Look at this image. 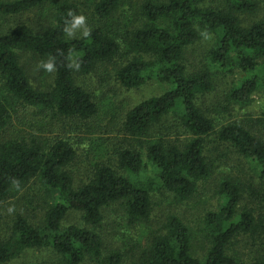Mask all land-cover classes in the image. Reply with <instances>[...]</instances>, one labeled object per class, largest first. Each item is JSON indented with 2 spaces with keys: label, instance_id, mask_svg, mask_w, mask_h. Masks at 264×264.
Returning <instances> with one entry per match:
<instances>
[{
  "label": "trees",
  "instance_id": "16d2710c",
  "mask_svg": "<svg viewBox=\"0 0 264 264\" xmlns=\"http://www.w3.org/2000/svg\"><path fill=\"white\" fill-rule=\"evenodd\" d=\"M122 1L93 0L94 15L107 22ZM204 1L143 0L132 8L136 25L126 18L122 29L102 24L80 38L68 37L78 17L77 5L69 0L0 1V15L6 16L43 4L53 7L50 24L37 31L20 24L0 33V136H7L0 141V207L29 185L50 199L36 222L13 214L0 237V264L33 249L50 250L55 264H264V194L252 179L231 173L212 183L211 192L222 204L202 218L207 247L200 256L193 250V234L173 214L151 226L132 253H104L96 232L103 209L112 204H120L127 222L135 225L150 219L157 188L179 202L191 198L215 175L205 152L212 134L217 145L249 161L264 186V108L257 118L215 131L214 120L197 105L216 74H240L224 96L226 106L245 107L255 93L264 96V0H223L220 8L204 7ZM246 18L253 19L245 23ZM209 36L205 64L189 70L187 49ZM24 55L53 75L49 87L31 84L20 62ZM118 59L115 80L122 88L154 81L168 89L125 113L114 137L120 142L107 155L113 160L95 163L86 181L75 186L69 166L77 149L69 134L80 137L82 129L100 120L96 102L74 75ZM70 212L80 213L83 227L63 225Z\"/></svg>",
  "mask_w": 264,
  "mask_h": 264
},
{
  "label": "rangeland",
  "instance_id": "374dc122",
  "mask_svg": "<svg viewBox=\"0 0 264 264\" xmlns=\"http://www.w3.org/2000/svg\"><path fill=\"white\" fill-rule=\"evenodd\" d=\"M69 1L77 5L78 17H84V22L83 24L75 22L68 31V37L80 38L87 30L102 24L122 29L125 26L122 20L126 22V18L132 25H136L137 22L133 16L134 10L132 8L143 0H123L121 7L107 22L105 20L99 21L94 15L93 0ZM157 1L166 2L167 0ZM222 5L223 0H205L203 3L204 7L209 8H220ZM52 14V5L43 4L17 15H0V33L9 31L20 24L27 25L37 31L50 24ZM252 19L246 18L245 23H250ZM131 24H128V27H131ZM211 42L210 36L204 37L187 49L185 59L189 70L199 68L205 64V53L211 46ZM121 61L122 59H118L113 64L100 65L96 70L86 75H74L75 83L87 91L96 102L99 109L98 119L100 120L92 123L89 129H82L80 137L77 136L78 133L69 134L76 142L75 147L77 149V157L69 166V172L73 177L75 186H80L86 181V177L89 176L91 167L95 163L113 160L112 157L108 159L107 155L120 142L115 141L114 137L117 135L118 127L123 122L125 113L141 101L158 96L168 89L167 85L154 81L147 82L137 88H122L115 80V70ZM20 62L31 84L36 89H44L51 85L53 75L45 72L38 59L24 55ZM239 77L240 74L236 72L231 75H214L211 90L198 98L197 105L207 110L206 115L214 120L215 131L232 121H244L247 117L257 118L264 108V96L260 93H255L252 96V101L248 106L225 105L224 96ZM2 95L3 92L0 90V97ZM27 117L29 118L28 114ZM60 128H64L65 131L68 129L62 126ZM259 129L260 126L256 125L255 130L259 131ZM55 132L60 133V130L57 129ZM5 137L7 136H0V141ZM81 137H83V142L77 145ZM130 143L133 146L137 145L136 142ZM206 143V157L215 164V175L211 180L202 184L188 200L179 202L170 193L157 188L151 194L152 213L150 219L144 224L135 225L127 222L122 214L120 204H112L103 209V220L96 232L102 238L104 253L113 250H121L125 254L136 251L131 247L144 244L146 233L152 229L151 226H158L168 215L173 214L178 216L193 234V250L197 256H200L207 247L201 232L202 218L207 211H215L222 204L220 195L216 196L211 192L212 183L216 182L223 174L231 173L234 176L238 175L237 177L243 176L244 180H249V183L252 179L254 186L264 194V186L259 181L258 171L249 161L234 154L228 146L217 145L214 141V134L206 139ZM241 169L243 171L245 169L246 173L241 175ZM40 191L37 186L29 185L24 190L19 191L17 196L12 198L7 205L0 207V237L6 231L9 220L14 213L24 214L31 222H36L40 218L43 207L50 202V199L44 197ZM63 225L84 226L79 212L68 213ZM55 262L56 258L50 250L33 249L25 251L7 264H55ZM82 264L91 263L89 260H85ZM243 264H248V261H244Z\"/></svg>",
  "mask_w": 264,
  "mask_h": 264
},
{
  "label": "clouds",
  "instance_id": "9594fccd",
  "mask_svg": "<svg viewBox=\"0 0 264 264\" xmlns=\"http://www.w3.org/2000/svg\"><path fill=\"white\" fill-rule=\"evenodd\" d=\"M74 21H75L76 23L83 24V22H84V17H82V16H80V17H75V18H74ZM85 34H87V33H85ZM45 67L48 68L49 70H51L52 67H53V65H51V64H47V65H45Z\"/></svg>",
  "mask_w": 264,
  "mask_h": 264
}]
</instances>
